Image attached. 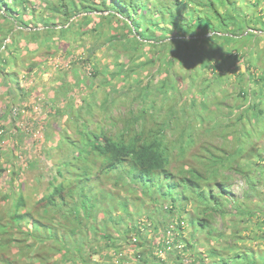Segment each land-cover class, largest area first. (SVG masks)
I'll return each instance as SVG.
<instances>
[{"label": "trees", "instance_id": "trees-1", "mask_svg": "<svg viewBox=\"0 0 264 264\" xmlns=\"http://www.w3.org/2000/svg\"><path fill=\"white\" fill-rule=\"evenodd\" d=\"M239 1L0 0V183L9 173V183L18 179L13 214H20L28 196L21 184L28 180L25 174L47 175L43 185H29L39 200L30 198L34 203L23 210L25 218H12L27 220L43 239L39 264H52V252L60 255L57 264H109L105 249L116 264H264V250L246 246L241 237L242 222L253 218L252 226L264 231V201L262 206L253 201L256 176L244 161L264 152L258 141L264 139V0L253 6ZM102 47L100 57L108 62L91 68L94 50ZM139 54L144 61L135 64ZM50 60L57 64L48 68ZM175 64L190 70L191 87L179 93L177 84L172 96L162 84L181 80ZM202 69L213 75L199 81L211 93L207 99L197 95L192 81ZM43 71L52 72L56 83L42 90L36 76ZM211 90L221 94L212 96ZM75 95L79 100L68 101ZM173 97L177 104L165 110ZM119 108L121 114L112 115ZM170 122L179 129L171 132ZM187 133L192 146L183 143ZM172 134L182 135L178 155L168 146ZM242 137L248 141L242 144ZM36 145L44 165L31 153ZM239 148L240 166L232 167L228 158ZM174 160L184 163L174 169ZM210 162L220 163L217 172H209L212 182ZM252 164L258 176L261 163ZM225 170L238 172L248 184L244 209L233 203ZM127 180L153 200H170L164 227L151 219L116 229L134 216L127 210L136 203L130 193L121 197L114 190ZM114 202L121 217L100 213ZM249 205L255 213L248 212ZM263 231L262 245L254 246L264 247Z\"/></svg>", "mask_w": 264, "mask_h": 264}, {"label": "rangeland", "instance_id": "rangeland-1", "mask_svg": "<svg viewBox=\"0 0 264 264\" xmlns=\"http://www.w3.org/2000/svg\"><path fill=\"white\" fill-rule=\"evenodd\" d=\"M241 1H245V2H249L250 6L254 5V0H240L239 2L241 3ZM255 10L258 12L261 8L259 6H255ZM261 7H263L261 5ZM253 8H249V10H252ZM247 9V11H249ZM100 14V13H99ZM39 30L36 29L35 31L37 32ZM17 34V33H15ZM13 34V35H15ZM36 35H40V37L43 36V33L40 34H36ZM14 37V36H13ZM191 38V37H188ZM46 44L45 47L49 46V40L50 37L46 38ZM263 46V42L259 43V48H261ZM100 52H105V48H96L94 50V56L92 57L91 61H90V67L91 68H99L104 66L107 62L108 59L107 58H101L100 57ZM82 55V54H81ZM31 56V55H29ZM136 61H138L137 63H142L144 61V57L143 55L139 54V59L135 60L134 63L136 64ZM49 62H51L48 65V68L51 67L52 65H56L57 63L52 62V60H50ZM259 64H257L256 72H259V68H258ZM196 67H198V65H196ZM260 67V66H259ZM261 68V67H260ZM155 67H153L151 69L150 74L155 73ZM172 70H175L176 72H179L180 74H178L181 77V80L179 81V83H177V81H174V79H167L166 81H164L163 85V90L165 89H169L170 91H172V96H176L177 94V89L176 86L177 84H179V89L178 92L181 93L185 90L188 89V87H191V85L189 84V74L191 73L190 70H185L180 64H175L174 68ZM238 70L241 72H244L245 69L244 67L240 66L238 67ZM213 77V75L211 74L210 70H206V69H202L199 70L197 72V74H192V81H195V87L198 88L197 95L200 97H207L211 95V93L209 92V90H206L204 88H202L201 86L199 87V81L202 78L205 81L210 80ZM37 80H38V85L40 87V89H44V86H49V84L53 85L56 83L55 80V76L52 72H39L38 75L36 76ZM137 79L133 82L134 84H136ZM188 85V87H187ZM140 86V85H139ZM193 88V86H192ZM101 88L98 87L97 91H99ZM195 88H193L194 90ZM203 91V93L201 92ZM211 92L213 93L212 96H218L221 93H219V91L216 90H211ZM39 98H43V91L39 94ZM38 98V99H39ZM80 96L75 95L72 96L71 98L68 99V101L74 100V99H78L79 100ZM174 99V100H172ZM172 99L168 100V103L166 105V109L169 108V106L171 105H176L178 101L176 100V97H173ZM123 111V109L119 108V109H114L112 111V115H117V114H121V112ZM83 112V111H82ZM239 116L242 114V112L238 113ZM73 116H75V113H73ZM156 123H161V121H156ZM59 128H62V124L59 125ZM169 128L170 131H176L179 129L178 125L175 122H170L169 123ZM198 130V129H196ZM199 131V130H198ZM168 133V132H165ZM248 133V132H247ZM252 138H250V140H253L254 138H256L255 134H252L251 131L250 133H248ZM173 135V134H172ZM171 137V143H168V146L170 147V149L172 148L173 150H176V152H172V154L174 155H178V148L181 145V140H182V135L176 137V136H170ZM192 135H190V133L186 134V137H183V143L184 145H188V146H192ZM246 137H242V144L244 143V139ZM245 140L248 141V139L246 138ZM259 143L261 144V147L264 148V139L263 138H258ZM242 147V146H241ZM40 148H42L40 145H36L35 148H32L33 151L31 153H36L37 154V159H35V162H37V164L40 165H44L45 161L43 160V158L41 157V155L38 153V150L40 151ZM243 148V147H242ZM242 148L238 149V152L236 155H232L231 157L228 158V162L232 167H239V161H237L240 151H243ZM261 154L259 155H255V157L251 160H249L248 158H246L244 161H246V166H245V170L252 172V174H254V176H256V178L254 179L253 183H252V189L254 188V193H253V201L256 203H259L261 206L263 205V201H264V152H260ZM261 158H263V161H261ZM243 161V162H244ZM172 165L174 169L179 168L180 166H182V164L184 162H182V160L178 161V160H174L172 161ZM251 162L256 163V162H260L261 163V173L257 176L258 173V168L256 166H254L252 164V166H249L251 164ZM44 163V164H43ZM220 163L219 162H210V165L207 166V168L209 169L208 171V179L212 182L214 176H210V174H214L215 171H218V167H219ZM24 168V167H23ZM210 172V174H209ZM263 173V174H262ZM43 177L38 178H34L32 173H26L25 176L28 180H24L23 182H21L22 187H23V193H25V195L27 196L24 197L27 201H26V206L25 209L28 210L29 208L32 207L33 205V201L32 200H39L38 198V194H33L34 190H32V188L29 186L31 183H35L36 186L38 184L43 185L42 182L44 181V178H47V175L45 173H42ZM11 176V173L8 174V177H4L1 180L0 183V264H25L22 261L27 262V264H39L38 260H37V256H39L40 254L43 253V239H39L37 236V232H35L34 228H31V225L27 224V220H23V222H21L20 220L25 218V216H22L23 210L16 214H13L14 211V207L13 204L15 203V201H13L14 199L17 198L18 196V187H17V183H18V179H15V181H13L12 183H9V177ZM223 176H227V180L226 182H228V186H229V193L231 194L230 196L235 200L233 203L236 207H239L238 205H240L241 208L244 209L243 207V202L246 201V199H244V197H246L244 194L249 193L247 190V182L244 180V178L242 177V175L238 174V172L232 171V170H225L223 171ZM110 180L113 182L112 178H110ZM102 181V180H100ZM107 187H113L112 183L110 181L105 180L104 182ZM213 184V183H212ZM128 188L130 189V192L128 191ZM132 189H134L135 191L133 192ZM114 190H119L120 191V195L121 197H127L128 193H130V197H132V199L136 202L135 206H130L131 208L127 207V210L131 213L134 214L133 218H132V222L129 220L125 221V226H119L116 229H121L124 230L125 228H129L130 226H132V224L134 226H141L142 223L145 224H149L152 222L151 219H157L158 222H156L155 224H157L160 228L164 227V224H162L161 222L164 221L163 216L165 214V207H169V204L171 203L169 199H166L165 197H158L155 198V200H153L152 198H150L148 195L146 194H141L142 192L139 190L137 192V187L136 186H130L129 184V180L125 181L121 187H115ZM118 191V192H119ZM152 193H155L154 190H150ZM141 192V193H140ZM20 193V191H19ZM131 193L133 194V196H131ZM256 193V194H255ZM9 197V198H8ZM32 200H31V199ZM240 208V210H241ZM249 208L251 210H248L249 213H255L256 209H254L252 207V205H249ZM168 209V208H167ZM186 209L189 212H192V204H186ZM62 210V208H61ZM60 210V211H61ZM260 219L264 220V207H260ZM63 211V210H62ZM120 207L116 204V202H114L113 204L110 205L109 208L106 209H102L100 210L101 212H105L104 216H111L114 218H119L121 217L123 214H119L120 212ZM103 214V213H101ZM183 214V213H182ZM15 216L17 217H21V219H18V222H13L12 218ZM184 219L186 220H192V216H187L184 215ZM247 221H243L241 226L242 228H244L243 230L246 231H241V237L243 238V244H246V246H251L254 250H264V247H256L254 245H257V243L259 242V245H262V240L259 239V236L261 235L260 232L263 231V229H257L256 227H253L252 224L255 222V218L250 219ZM49 222V221H48ZM47 222V223H48ZM168 223V222H167ZM166 223V224H167ZM222 222L217 218V227H220V224ZM250 223V224H247ZM186 229H190V231L192 230V226L188 225L187 223L184 224ZM191 226V227H190ZM263 228V227H262ZM251 230V231H250ZM252 230H254V234L252 233ZM189 231V232H190ZM251 233H249V232ZM189 232H185L184 235H186V237L188 236ZM264 232V231H263ZM115 235V233H112ZM257 234V237H255L254 235ZM172 235V232L171 234ZM147 236H152L151 232L147 234ZM198 238L201 237V235L197 236ZM255 237V238H254ZM7 240H11V243L8 242ZM45 243H48V241L44 240ZM158 241L155 240V243H157ZM89 245V244H88ZM112 251L110 249H105L102 251L103 254H105L103 256V258L105 260L108 261L109 264H116L115 261V257L114 254L111 253ZM16 254V255H15ZM125 255V256H124ZM19 256L22 258L19 259ZM25 256V257H24ZM52 256H56V257H52L51 258V263L54 264L55 260L57 264V261L61 258L60 255L58 254H54L52 252ZM107 256H109V259L107 258ZM123 257L130 259V256L125 252L124 254H122ZM160 256H164V254H160ZM59 258V259H58ZM93 261H98L100 260L99 256H93L92 257Z\"/></svg>", "mask_w": 264, "mask_h": 264}, {"label": "clouds", "instance_id": "clouds-1", "mask_svg": "<svg viewBox=\"0 0 264 264\" xmlns=\"http://www.w3.org/2000/svg\"><path fill=\"white\" fill-rule=\"evenodd\" d=\"M167 228H173V226L172 225H169ZM172 230V229H171ZM167 234H169L170 235V231H167ZM16 255V254H15Z\"/></svg>", "mask_w": 264, "mask_h": 264}]
</instances>
